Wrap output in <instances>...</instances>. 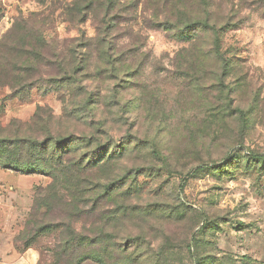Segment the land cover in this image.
I'll list each match as a JSON object with an SVG mask.
<instances>
[{
    "label": "rangeland",
    "instance_id": "1",
    "mask_svg": "<svg viewBox=\"0 0 264 264\" xmlns=\"http://www.w3.org/2000/svg\"><path fill=\"white\" fill-rule=\"evenodd\" d=\"M86 5L85 0H0V38L22 18L19 31L28 25L61 46L85 44L83 37L94 38L104 17L98 7L87 21ZM234 5L242 26L223 35L226 68L179 54L187 45L146 28L142 8L137 14L128 10L130 2L123 8L118 34L130 27L134 33L119 49L139 39L143 48L126 62L133 77L115 83L122 86L123 104L130 105L127 124H116L111 134L118 145L130 131L132 143L124 159L97 175L106 184L113 176L130 174L125 186L130 195L119 193L111 205L130 211L103 234L91 225L102 221L100 214L79 217L80 222L74 207L55 204L47 217L78 220L83 233L100 235L101 264H264V0H236ZM209 44L204 39L201 48ZM98 58L94 42V74L104 68ZM49 75L15 98L11 87H0L1 127L30 123L39 107L62 115L64 104L46 82ZM126 85L128 90L122 89ZM49 182L43 174L0 166V264L14 260L7 257L11 251L22 254L31 236L21 234L27 215L37 190ZM107 208L103 200L100 210ZM66 213L67 220L61 219ZM59 234L44 235L29 249L42 264L74 263V256L57 254V243L68 238Z\"/></svg>",
    "mask_w": 264,
    "mask_h": 264
},
{
    "label": "trees",
    "instance_id": "2",
    "mask_svg": "<svg viewBox=\"0 0 264 264\" xmlns=\"http://www.w3.org/2000/svg\"><path fill=\"white\" fill-rule=\"evenodd\" d=\"M234 1L102 0L100 3L85 0L87 21L96 14L98 7L104 10L103 19L94 28L95 37H83L85 44L72 48L61 46L58 41L47 39L40 28L28 25L19 31V22H24L22 18L0 38V87H11L15 98L44 81L43 74L49 75L44 72L52 70L46 82L64 104L60 116L49 108L39 107L30 123L14 122L7 128L0 126V166L22 174H43L50 180L44 188L37 190L39 196L35 198L21 233H30L31 236L23 242L24 249L20 253L31 249L32 244L44 235L60 230L59 235L68 238L65 242L61 238L57 243L59 257L74 256L71 264H101L100 235L91 237L83 233L77 228L78 220L75 219L81 222L79 217L100 214L102 221H94L91 225L93 230H100L103 234L108 227L127 217L130 211L125 205L111 206L119 193L130 195L131 188L125 189L130 174L113 176L106 184H102L97 175L124 159L129 151L127 147L132 143L130 131L118 145L111 134L116 124H127L125 117L130 105L123 104V94L118 88L122 86L115 83L118 79L121 83L129 82L133 74L126 62L137 57L143 48L139 39L124 51L119 49L126 39L132 40L134 33L130 27L118 34L126 3H131L128 10L134 14L139 8L147 14L143 18L146 28L166 32L172 40L187 45L179 54L226 68L229 60L222 53L223 35L229 29L242 26L241 20L237 19L239 11L235 9ZM74 5L76 2L71 7ZM259 5L255 6L256 9ZM69 11L74 12L72 8ZM204 39H209L210 44L202 49ZM94 42L98 47V59L104 67L98 74H94L90 67L91 44ZM127 85L122 89L128 90ZM68 87L70 90L67 91ZM77 127L83 130L78 131ZM139 172L137 169L134 175ZM103 200L109 208L101 211ZM55 204L74 207V217L77 218L68 222L47 220ZM61 219L67 220V213ZM83 251L89 252L79 254ZM116 251L123 250L117 248ZM38 264L42 262L39 260Z\"/></svg>",
    "mask_w": 264,
    "mask_h": 264
},
{
    "label": "crops",
    "instance_id": "3",
    "mask_svg": "<svg viewBox=\"0 0 264 264\" xmlns=\"http://www.w3.org/2000/svg\"><path fill=\"white\" fill-rule=\"evenodd\" d=\"M7 257L14 259L8 261L9 264H38L39 260V254L34 250H28L22 254L11 251L8 253Z\"/></svg>",
    "mask_w": 264,
    "mask_h": 264
}]
</instances>
